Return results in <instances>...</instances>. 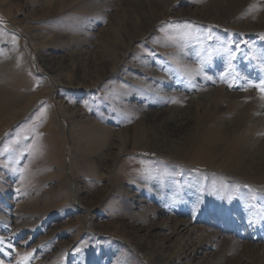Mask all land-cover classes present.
Returning <instances> with one entry per match:
<instances>
[{
    "label": "rangeland",
    "instance_id": "obj_1",
    "mask_svg": "<svg viewBox=\"0 0 264 264\" xmlns=\"http://www.w3.org/2000/svg\"><path fill=\"white\" fill-rule=\"evenodd\" d=\"M262 89L264 0H0V264H264Z\"/></svg>",
    "mask_w": 264,
    "mask_h": 264
},
{
    "label": "bare ground",
    "instance_id": "obj_2",
    "mask_svg": "<svg viewBox=\"0 0 264 264\" xmlns=\"http://www.w3.org/2000/svg\"><path fill=\"white\" fill-rule=\"evenodd\" d=\"M7 97L8 96L0 94V124H6L9 122V120L12 119V111H8V110L6 111L5 109L3 110L1 108L5 105V103L10 101V99L8 100ZM132 133L134 134V136L132 134L133 137L131 136L129 131H127L126 134L120 136V142H119L120 152H123V150L128 148L127 145H128V139L129 138L133 139V144H134L133 147L141 146L140 148L148 150V147H149L148 145L150 144L149 142H151L152 139L149 138L148 131L146 130V128L139 125L138 127L135 128V132H132ZM225 138H226L225 133H223V130L220 128L215 129L214 131L210 132V134L205 138V140L199 144L197 155L194 158V160L197 163L198 162L207 163V164L213 163L215 161L214 156L217 154L218 142L221 141L222 139L224 140ZM258 138H260V137H257L256 139H258ZM226 141H228V140H226ZM222 144H223V142H222ZM258 147H259L258 151L264 155V143H261V145L258 144ZM229 149H230V151L228 150L227 153H235L238 151V149L234 145H232ZM218 151H219V149H218ZM226 151H227V149H226ZM238 154L241 156V153L238 152ZM227 156H228V154H227ZM223 162H224L223 166L226 167L227 169L233 168L234 163H235L234 154L232 155V157H226Z\"/></svg>",
    "mask_w": 264,
    "mask_h": 264
},
{
    "label": "snow or ice",
    "instance_id": "obj_3",
    "mask_svg": "<svg viewBox=\"0 0 264 264\" xmlns=\"http://www.w3.org/2000/svg\"><path fill=\"white\" fill-rule=\"evenodd\" d=\"M262 91H264V89H262Z\"/></svg>",
    "mask_w": 264,
    "mask_h": 264
}]
</instances>
